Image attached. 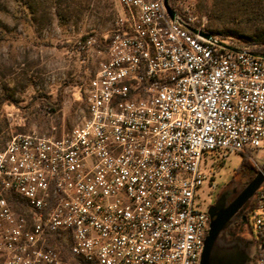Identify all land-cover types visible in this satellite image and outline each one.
I'll return each instance as SVG.
<instances>
[{"label": "built area", "instance_id": "2783aa9c", "mask_svg": "<svg viewBox=\"0 0 264 264\" xmlns=\"http://www.w3.org/2000/svg\"><path fill=\"white\" fill-rule=\"evenodd\" d=\"M117 3L102 43L74 42L84 74L98 58L74 88L83 123L0 149V264H200L206 154L264 152V59L164 0ZM256 198L264 264V183Z\"/></svg>", "mask_w": 264, "mask_h": 264}, {"label": "rangeland", "instance_id": "374dc122", "mask_svg": "<svg viewBox=\"0 0 264 264\" xmlns=\"http://www.w3.org/2000/svg\"><path fill=\"white\" fill-rule=\"evenodd\" d=\"M171 5L194 25L231 37L238 46L251 49L230 32L264 37V0H172ZM118 13L117 0H0V149L17 134L59 137L83 123L86 103L75 98L74 88L93 76L98 58L84 74L74 42L93 35L102 43ZM245 159L248 164L242 165L240 153L206 154L208 179L198 206L211 219L264 167V152ZM255 195L219 229L208 264H253Z\"/></svg>", "mask_w": 264, "mask_h": 264}, {"label": "water", "instance_id": "95a60500", "mask_svg": "<svg viewBox=\"0 0 264 264\" xmlns=\"http://www.w3.org/2000/svg\"><path fill=\"white\" fill-rule=\"evenodd\" d=\"M164 6L169 16L171 18H174L175 13L170 6V0H164ZM187 28L188 30L194 33H198L204 36L205 38H210V35L207 33L198 32L196 29H193L191 27H187ZM219 44L229 50L237 51V49L234 47L225 45L223 43H219ZM255 56L264 59V55H255ZM263 183H264V167L256 174V176L247 184V186L243 189V191L231 202V204L226 209H224L221 213H219L217 217L211 219L210 228L205 240L204 250L201 256L200 264H208V257L212 246V242L219 229L241 208V206L249 198H251L254 194H257V192L261 189ZM209 215L211 218L212 214L209 213Z\"/></svg>", "mask_w": 264, "mask_h": 264}, {"label": "trees", "instance_id": "16d2710c", "mask_svg": "<svg viewBox=\"0 0 264 264\" xmlns=\"http://www.w3.org/2000/svg\"><path fill=\"white\" fill-rule=\"evenodd\" d=\"M171 1L172 0H170V5H171ZM230 34L240 38L244 44L251 47V49H247V48L238 46L239 48H243L251 54L264 55V39H263L264 37L263 36L258 37V39H253L251 37L239 35L236 32H230ZM241 155H242V165H247L248 162L245 159L246 155H244V154H241ZM255 198H256V196H255ZM256 200H257V198H256ZM253 208H254V204H251L250 209H253Z\"/></svg>", "mask_w": 264, "mask_h": 264}]
</instances>
